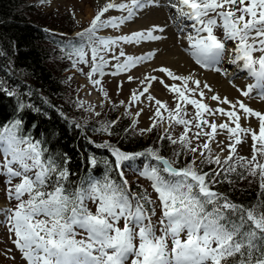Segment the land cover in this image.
<instances>
[{
  "label": "snow or ice",
  "instance_id": "1",
  "mask_svg": "<svg viewBox=\"0 0 264 264\" xmlns=\"http://www.w3.org/2000/svg\"><path fill=\"white\" fill-rule=\"evenodd\" d=\"M156 4L157 0L119 3L108 0L91 20L90 26L78 33L81 43L72 46L70 54L77 57L73 66L89 63L87 57L90 52L91 71L87 76L94 86L101 85V80L93 79V76L97 73L104 75V68L109 63L106 56L114 47L121 42L160 40L162 37L154 35V32H163L164 29L153 26L119 37L99 36L98 32L108 27L119 28L138 10ZM169 4L182 20L189 22L186 27L191 31L186 36L188 46L185 51L195 63L201 68L227 75V70L221 66L227 59L236 65L238 71L246 72L254 80L246 90L238 89L241 95L251 98L255 90L264 101V0H169ZM113 9L126 15L102 19ZM217 28L222 29L223 40L215 34ZM229 41L234 44L231 53L226 47ZM257 52L260 53L258 57L254 55ZM154 56V51L142 56H126L121 49L119 56L112 57L117 61L114 65L116 72L112 74L128 71ZM120 57L125 59L121 62ZM158 71L173 81L171 85L163 79L159 82L175 93L177 101H182L185 106L177 102L171 109L167 102L147 95V100L154 101L156 107L149 117L150 126L140 129V133L151 132L163 124L165 117L161 110L167 112L168 127L160 139L179 144L185 153L193 155V159L182 167H176L177 160L165 158L158 149L149 147L143 152L127 153L105 142L96 147L107 148L111 152L122 183L117 184L105 175L103 181L90 180L87 188L79 187L68 192L63 184L68 177L67 168L60 167L52 157L45 159L46 150L40 141L18 134L21 121L0 129V153L5 156L2 167L9 177L8 183L11 185L13 178H20L19 183L8 189V198L17 201L16 207L0 208V220L6 222L9 232L14 234L13 243L27 264H128L129 260L131 264H228L229 259L236 256H239L237 264H264V206L238 205L212 190V185L217 182L215 177L223 174L227 178L229 173H236L238 164L248 175H258L260 187L264 190V163L257 160L258 155L264 157V113L241 100L233 102L218 94H213L210 99L221 105H230V110L224 107L212 109L204 102V89L212 91L207 83H203L201 88L202 82L194 74L178 75L166 67ZM157 79L146 76L141 81L147 82L146 86L140 92L133 91L129 106L149 93L151 81ZM190 83L195 87H190ZM100 91L107 99V92L102 87ZM7 94L15 95L14 92ZM120 103L124 104L123 101ZM186 105L196 110L191 118H187ZM80 106L83 107V102ZM88 110L93 109L90 106ZM142 112L141 108L135 116L139 117ZM206 114L213 119L210 121ZM217 114L227 117V121L217 124L214 119ZM250 117L258 119V133L250 127H242L241 120ZM136 122L133 120V126ZM115 124L116 121L104 124L100 130L111 135ZM173 124L184 126L178 138H173L170 133ZM218 129L226 130L230 141L227 145L229 153L223 159L218 154L214 155L210 146V142L216 143L217 147L223 143L216 140L220 134ZM248 133H251L253 141L251 159L234 158L236 146ZM201 137H206V140L193 146V139ZM220 151L223 152L224 148L220 147ZM180 155L181 152L175 153L176 157ZM144 156L156 162L144 163L139 174L151 181L158 194L162 209L160 235H157L156 225L152 222L155 209L149 212L145 207L153 201L147 193L133 194L122 170L126 162ZM90 163L96 166L98 161L92 157ZM205 163L215 164L218 168L205 172L199 167ZM127 166L132 165L129 163ZM26 195L28 198L24 199ZM86 200L96 202L95 213L88 209ZM121 220L124 221L123 227L119 226ZM77 229L84 233L80 239L76 238L79 234ZM137 239L138 245L135 243Z\"/></svg>",
  "mask_w": 264,
  "mask_h": 264
},
{
  "label": "trees",
  "instance_id": "2",
  "mask_svg": "<svg viewBox=\"0 0 264 264\" xmlns=\"http://www.w3.org/2000/svg\"><path fill=\"white\" fill-rule=\"evenodd\" d=\"M73 26L70 12L43 11L30 0H0V129L21 121L18 134L40 141L46 150L44 158L52 157L60 167L67 168L68 177L63 184L68 192L87 188L90 180L103 181L105 175L122 183L111 152L96 147L105 142L127 153L143 152L149 147L158 149L165 158L176 159V167L184 166L181 146L161 140L163 135L157 128L145 135L138 133L131 126L130 117L118 116L116 109L106 107L85 123L78 119L76 99L63 72L72 66L70 62L76 57L70 55L72 46H79L81 39L74 35L65 41L50 32L56 28L69 32ZM112 121L116 124L111 135L100 130ZM176 152L181 155L176 157ZM92 157L98 161L96 166L90 163ZM136 161L129 163L133 166ZM210 166L199 165L203 171ZM122 170L132 192L147 193L131 179L127 164ZM215 180L212 190L229 201L245 207L264 206V190L257 184L256 176L248 175L239 164L236 173H229L227 178L222 174ZM238 260L239 256L230 258L228 264H237Z\"/></svg>",
  "mask_w": 264,
  "mask_h": 264
},
{
  "label": "rangeland",
  "instance_id": "3",
  "mask_svg": "<svg viewBox=\"0 0 264 264\" xmlns=\"http://www.w3.org/2000/svg\"><path fill=\"white\" fill-rule=\"evenodd\" d=\"M30 1L35 2L36 6L42 9L43 11H56L58 13L70 12L71 13L72 22L74 25L73 29H71L69 32H66L64 29L56 28L57 29L56 32L58 34L63 32L62 37L64 38L65 41H69L71 39V36H74V35H76L78 38L81 39L78 33L83 32L85 29H87L90 26L91 20L95 17L96 13L108 2V0H30ZM112 11L113 10H110L108 13H106L105 16L102 17V19H107V18L116 16V15L111 14ZM151 12H150L151 15L149 14L146 16V17L149 16V19H151L150 17H154V15H156V11H154L153 13ZM156 18L158 17L156 16ZM112 31H114L112 27L103 28L98 32V35L105 36V37H109V36L118 37V35H120L118 30H116L115 32H112ZM215 34L220 39H224L222 38L223 33L221 32L219 28L216 29ZM227 44H231V42L229 41L227 42ZM117 48L118 47H115L114 51ZM113 56H114L113 51L109 52L106 56V59H108L109 63L104 68V75L100 76L99 73H97L95 76H93V79L101 80V85L99 86H94L87 76V74L91 71V53L90 52L87 57V59L89 60V63L87 64L78 63L74 67L73 61L77 59V57H75L70 62L72 66L63 72L65 74V79L68 80L69 82V89L76 99L77 111L80 112L78 119H80L81 122H84V123L87 122L91 118L95 117L94 116L95 113L101 111L102 109L106 107H109L110 110L116 109L118 116H121V115L129 116L131 126L133 127L135 131L140 133V129H146L151 124V120L149 119V117L153 115L156 105L154 101H148L146 97L147 95H149L151 91H155L156 89L160 93H163V90L166 91L165 93L166 96H163L162 102H167L169 108L174 109L177 102H180L182 106H185L182 101H177L175 93L170 92L159 82L160 79H163L165 83L169 85L171 84L170 82L172 80L169 79L168 77H165L166 76L165 73H162L159 76L158 74L156 76L153 75L158 78L157 80L151 81L153 88H150L149 93H145V95L140 98L139 102H136L135 104L129 106L128 102L131 98L133 91L134 90L137 92L142 91V89L146 86V83H141V81L143 80L141 76L137 77L135 75H129L128 71H122L116 75H113L112 73H114L113 71L116 69L114 68V64L116 62L114 61L115 59H112ZM213 72H216V71H213ZM241 74H244V72ZM130 76L132 77L131 80H129ZM244 78H247V77H244ZM244 78H243V81H245ZM233 79L236 85L237 80L242 79V78L233 77ZM247 80H249L250 82L252 81L250 77ZM230 85L232 86V84ZM101 87L103 88L105 92H107L108 94L107 99H105L103 93L100 91ZM253 95L254 93L251 94V98L249 99L256 101L255 106H258L259 104H260L259 106H261L262 104H264V101H262L258 95L255 97H253ZM219 96L223 98L220 94ZM143 98L146 100V102L143 101ZM238 100L244 101L243 98L238 99ZM121 101H123L124 104H121L120 103ZM80 102H83V107L80 106ZM204 102L209 104L210 108L212 109H215L217 107H224V105L219 104L218 101H213V100L205 101V98H204ZM90 106L92 107L93 110H88ZM141 108L145 109V111L142 112L139 117H136L135 113L139 111ZM186 108L189 114L187 118H191L192 116L195 115L196 110L193 106L186 105ZM252 108L254 110L260 111L261 113H264L263 109L262 110L256 109L254 106ZM161 111L165 117V122L157 127V131L161 135H165V129L168 127L167 112H165L163 109ZM207 118L210 121L213 119V117L211 116H207ZM250 118H252V121L256 123V126H252L251 129H253L254 131L258 133L259 132L258 119L255 117H250ZM214 119L217 124L227 121V117L221 116L219 114H217L214 117ZM133 120L137 121L135 123V126H133ZM206 130H209V129H206ZM183 131H184L183 125L173 124L172 128L170 129V133L173 136V138H178ZM193 131H195L194 128H193ZM218 131L220 132V134L216 136V140L223 142L220 145V147L224 148V151L221 152L220 147H217L216 143L210 142V146L213 150V154L214 155L218 154L223 159L227 157L229 153V149L227 145L230 143V141L228 139V134L226 130L221 131L218 129ZM144 134L145 133H143V135ZM191 135L192 133H189V136ZM205 140H206V137H201L199 140L193 139L192 144L193 146H196L197 144H202ZM252 145H253V141L251 138V133L243 135L242 142L236 146V152L234 154V158L235 157H245L248 160H250L253 154ZM177 146H180V145L177 144ZM181 157H182L181 159L185 161V164L191 159H193V155L191 153H185L184 150H183ZM171 159H173V157ZM257 160L261 163H264V157H261L258 155ZM4 161H5V156L3 155V153H0V208H15L17 201L15 199L9 200L8 189L12 185L19 183L20 178H13L11 181V185L8 183L9 177L4 172V169L2 167ZM144 163L154 164V161L151 160L149 157H147L145 160L143 159V157H140L137 167H135V169H132L133 171L132 173H130V174H133L131 176V179H133L134 183H137L140 186H142L146 190L147 195L153 201V204L149 205V209H150V212L153 208L155 209V215L152 217V222L153 224L156 225L157 235H160L159 221L161 219L162 214L160 213V202L158 199V194L153 190L151 186V181L139 174V170L142 169ZM217 168H218L217 165L211 164L210 168H208V170H206L205 172H209ZM162 175L167 177L166 173H162ZM256 181H257V184L260 185L261 182H260V178L258 175L256 176ZM27 198L28 197L26 195L24 199H27ZM85 204L87 205L90 211L95 213L96 207H97L96 202H93L92 200H86ZM123 224H124V221L121 220L119 226L123 227ZM77 232L79 234L77 235L76 238L80 239L84 235V233L80 229H77ZM14 240H15V236L13 233L9 232L7 223L4 222L3 220H0V264H27V261L23 258L22 253L16 248L15 244L13 243ZM135 243L138 245L139 243L138 239L135 241ZM168 243H169V248H171V240H169ZM128 264H131L130 260Z\"/></svg>",
  "mask_w": 264,
  "mask_h": 264
},
{
  "label": "bare ground",
  "instance_id": "4",
  "mask_svg": "<svg viewBox=\"0 0 264 264\" xmlns=\"http://www.w3.org/2000/svg\"><path fill=\"white\" fill-rule=\"evenodd\" d=\"M116 2L117 3L129 2V0H116ZM165 2L166 0H157L156 5H148L144 9L138 10L136 12V15L131 20L126 21L124 24L120 25L119 28H113L114 31L112 32H115L116 30L119 31L120 35H118V37L122 35H130L131 33L137 31L148 30L153 26H158L159 28L164 29V32H159V31L154 32V35H159L162 37L160 40L142 41L140 43H130V44L121 42L119 46H116L118 48L115 51L113 50L114 56H118L121 49H123L126 56L128 55L142 56L148 52H153V51L155 52V56L153 58L148 59L143 63L137 64L135 67H132L130 70H128L129 75H135L137 77L141 76V78L143 79L142 81H144L146 76H153V75L156 76L157 74L159 76L160 74H162L163 72L158 71V69H160L161 67L169 68L178 75L186 76L189 74H194L195 78L202 82L201 88H203V83H207L212 90L209 92L207 89H204V92L206 94L204 97L205 101H210L211 99H209V97L212 96L213 94H218V95L220 94L223 98L227 97L233 102L243 98L244 99L243 102H245L248 106H252V107L254 106L256 109L264 110V104H262L261 106H259L260 104L258 106H255L256 103L255 100L249 99V97L242 96L241 92L238 91V89L243 90L242 87L243 78L241 77V75L243 77H247L248 75L246 72H244V74H239L236 65L229 63L228 60L225 59L222 62V66L226 68L227 65H231V66H228V68L226 69L228 74L224 76L223 74L221 75V73L213 72L212 70L208 71L207 69L198 67L189 60L188 58L189 55L185 51V48H187L188 46L186 40V36L188 34L187 29H190L189 27H185V25L186 23L189 22L183 21L179 17L176 9L171 7V9L173 10H170L167 9L165 6H163L162 3ZM172 2H175V0H172ZM154 11H156V15H154V17H150L151 19H149V16L146 17L147 15L150 14V12L153 13ZM111 14L116 15L115 17L126 15V13H122L114 9L111 12ZM156 16L158 18H156ZM181 28H183L184 30L181 31L180 30ZM190 31L191 29L189 30V32ZM227 48H228V53H231L232 49L234 48V44L232 43ZM124 59L125 57H120L121 62ZM114 61L117 63L116 60ZM228 75L229 77L231 76L230 78L232 77L242 78L237 80V84L235 85L237 87L234 88L230 85V82L228 81L227 78ZM170 83L172 84L173 81H171ZM175 83H177V85H181V82L179 81H176ZM246 83L249 85L247 81ZM252 83H254L253 79L251 81V84ZM189 86L195 87V85H192L191 83L189 84ZM151 88H153L152 83H151ZM165 93L166 91L164 90L163 93H160L156 89L155 91H151L149 94L154 96L156 99L162 101L163 96H166ZM196 97L197 98L199 97L198 94H196ZM143 101L146 102L144 98ZM224 108L226 110H230L229 105H224ZM144 111L145 109H143V112ZM241 125L252 128V126H256V123L252 121V118H248V120L242 119Z\"/></svg>",
  "mask_w": 264,
  "mask_h": 264
}]
</instances>
